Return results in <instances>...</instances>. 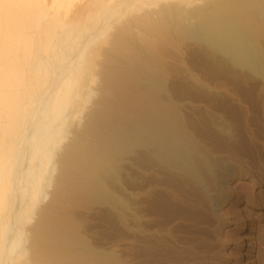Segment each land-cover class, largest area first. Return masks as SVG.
Segmentation results:
<instances>
[{"label": "bare ground", "instance_id": "bare-ground-1", "mask_svg": "<svg viewBox=\"0 0 264 264\" xmlns=\"http://www.w3.org/2000/svg\"><path fill=\"white\" fill-rule=\"evenodd\" d=\"M257 100L264 0H0V264H258Z\"/></svg>", "mask_w": 264, "mask_h": 264}, {"label": "rangeland", "instance_id": "rangeland-1", "mask_svg": "<svg viewBox=\"0 0 264 264\" xmlns=\"http://www.w3.org/2000/svg\"><path fill=\"white\" fill-rule=\"evenodd\" d=\"M115 18H116V16H115ZM114 18V19H115ZM192 67L194 68V71H197V72H199V73H204L205 75H204V77H208V78H211V79H217V78H223L224 77V74H222V75H220V76H218L219 74H216V75H213V74H215V73H217L216 71H213V70H211L210 68H208V67H204V69L203 70H196L195 69V67L192 65ZM98 77V76H97ZM96 77V79H98ZM97 81H99V79L97 80ZM97 81H95V83H93V86L91 85V91L93 90L92 89V87H94V84H95V89L93 90V93L94 94H92L93 96H92V99H91V105H92V103H93V99H97L98 98V88H97V85H98V83H97ZM258 89V86L257 87H255V91ZM97 90V91H96ZM254 91V92H255ZM97 93V94H96ZM257 93H258V90L255 92V96L257 97ZM254 94V93H253ZM248 98H250V99H254V98H252V96H248ZM88 103V104H89ZM253 104H254V101H253ZM89 106L90 105H87L86 106V108H85V110H88L89 111V109L91 108V106H90V108H89ZM89 108V109H88ZM238 108V107H237ZM84 110V111H85ZM83 111V112H84ZM257 111V112H256ZM82 112V114H80V118L78 117V119H77V121L74 123V125L72 126L73 128L74 127H76V124H78V122L80 123L81 121H83V117H85V113H83ZM259 112V113H258ZM86 113H87V111H86ZM259 114V115H258ZM250 119H251V123L249 124V125H251V126H249V128H250V133L252 134L251 135V137L250 138H246L245 139V145H243L244 147L242 148V149H236V151H237V153L236 154H238V152H239V155H236V160L234 159V160H232L233 162H232V165L233 166H236L238 169L241 167V171L243 170V171H245V172H248L249 170V172H252L251 174H253L255 177H262L263 175H264V105L262 106V101L261 100H259V103H258V100L255 102V104H254V106H253V111H252V113H251V116H250ZM81 120V121H80ZM82 124V123H81ZM80 124V125H81ZM253 125V126H252ZM243 130V129H242ZM256 133V134H255ZM70 135H72V132H69L68 133V136H67V139H66V141L68 140V138L70 137ZM247 140H248V143H247ZM246 149V150H245ZM239 150V151H238ZM28 152V151H27ZM26 155V154H25ZM29 155H30V153L28 152V154L26 155V157H27V159L25 158V160L21 163L22 164V166H21V164L19 165V166H21V167H23V165L25 166V167H23L24 169H22V168H20V170H22V171H25L26 169H27V164H28V159H29ZM241 157V158H240ZM237 162H240V163H237ZM26 165H25V164ZM243 163V164H242ZM235 164H237V165H235ZM248 165V168L249 169H247V166H244V165ZM246 169H245V168ZM243 168V169H242ZM16 207V208H15ZM19 208H21V203H20V198H18L17 199V201L15 202V204H14V207H13V212H12V215H13V217L16 215V213L18 214V212L20 211L19 210ZM16 210V211H15ZM94 210H95V212L96 213H94ZM94 210H93V212L92 211H90L89 213H84L83 214V222H85L86 220V222L83 224V225H85L86 227H85V232L88 234V235H90V234H92V235H90L91 236V238L92 237H94V238H92V240L94 241V242H96V243H104V241H105V243H110V242H113V241H116V240H119V238H121V232L120 231H118V230H115L114 229V231H113V229L112 228H110L109 226H105L104 224H107L106 222H108V218L105 216L106 215V213H104V208H98V207H96V208H94ZM103 210V211H102ZM100 211V212H99ZM98 212L100 213L99 215H98ZM92 213V214H91ZM101 214H102V216L104 217H102L101 216ZM87 217V218H86ZM101 217V218H100ZM103 218V219H102ZM105 218H107V220L105 219ZM102 219V220H101ZM105 219V220H104ZM91 220V221H90ZM104 220V221H103ZM11 221H13V220H11ZM91 222V223H90ZM93 222V223H92ZM260 222V223H259ZM258 222V225L259 226H261V233H259V236H260V238H259V243H258V245H259V252H261V253H259V254H261V255H259L260 256V260H259V262H258V264H264V232H263V230H264V220L263 221H259ZM12 224V223H11ZM262 224V225H261ZM103 225H104V227H103ZM192 225V226H191ZM189 227L187 226H185L184 227V229L186 230V228H187V232H188V234L191 236H196L195 234H197L198 232H199V234H197V235H200V233L202 234V235H205V236H209V235H211L209 232H207L206 231V229H203V228H201L199 225H196V224H191ZM196 225V226H195ZM195 226V227H194ZM191 227V228H190ZM193 227V228H192ZM198 228V230H200V231H198L197 230V228ZM27 229H25V230H29V226H27L26 227ZM200 228V229H199ZM84 229V228H83ZM86 229H87V231H86ZM94 230V231H93ZM109 230V231H108ZM111 230H112V232H111ZM195 230H197V232L195 231ZM202 230V231H201ZM208 230V229H207ZM26 231V232H27ZM94 232V233H93ZM192 232V233H191ZM193 232L195 233V234H193ZM107 233V234H106ZM100 234V235H99ZM24 235H27V237H25V239H26V241H23V242H25V244H23L24 245V249H25V251H26V254H25V257H24V259H23V262L21 263V264H30V262H31V260H30V248H31V234H30V232L28 231L27 232V234L26 233H24ZM96 236V237H95ZM218 236V237H217ZM219 235H216V234H214V237H213V239L217 242V244L219 243V241H221L222 242V238L223 237H220V239H219ZM108 238V239H107ZM24 239V238H23ZM106 239L108 240V241H106ZM97 241H99V242H97ZM135 248V247H134ZM135 253V255H134V253ZM133 252L131 251L130 252V254L131 255H129L128 256V258H127V262L128 263H132V264H139V260H140V255H139V253L137 252V250H135V249H133ZM139 255V256H138ZM263 255V256H262ZM135 257V258H134ZM10 264H11V262H10Z\"/></svg>", "mask_w": 264, "mask_h": 264}]
</instances>
